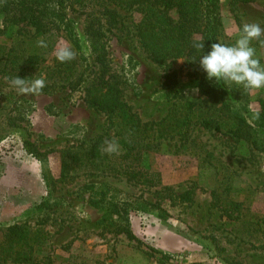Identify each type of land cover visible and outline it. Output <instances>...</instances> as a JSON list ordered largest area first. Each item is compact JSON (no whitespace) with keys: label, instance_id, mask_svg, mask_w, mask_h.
Listing matches in <instances>:
<instances>
[{"label":"rangeland","instance_id":"374dc122","mask_svg":"<svg viewBox=\"0 0 264 264\" xmlns=\"http://www.w3.org/2000/svg\"><path fill=\"white\" fill-rule=\"evenodd\" d=\"M228 1L221 0L223 43H233L239 32L234 16L241 25L259 23L264 29V0L239 3L234 11H229ZM75 8L67 14L77 23L87 54L81 32L84 14L80 6ZM118 13L108 34V58L114 72L122 69L126 55L137 61L130 72L133 83L122 84L123 99L132 110L143 120H159L172 105L173 94L198 96L188 57L173 59L167 68L158 66L133 33L135 17L122 9ZM32 33V28H25L18 38L39 50L36 42L41 38ZM262 41L264 35L251 46L264 65ZM46 43L53 45L46 53L47 65L58 45L70 46L59 34ZM44 75L42 71L39 76ZM69 92L57 85L44 88L39 95L19 94L0 74L2 243L7 227L21 224L42 244L36 247L37 253L50 252L52 264H228L227 258L235 264H264V233L249 225L264 215V151L251 155L247 144L227 134L200 130L194 133L195 148L181 149L179 140H163L145 156L151 168L160 172V186L134 184L95 170L83 158V148L99 138L103 149L112 145L120 150V136L106 114L85 104L82 92ZM250 97V107H258V101H264V89H250ZM24 140L33 142L43 155L28 154ZM71 146L77 158L72 157L71 169L64 176L59 151ZM163 186L175 192L190 189L192 199L170 202L164 197L147 207L145 201L157 203L155 191ZM214 192L223 201L240 202L239 212L232 217L224 213ZM122 196L121 201L127 199V223L134 239L109 227L114 220L126 222L112 212ZM16 258L6 252L1 264H22Z\"/></svg>","mask_w":264,"mask_h":264},{"label":"trees","instance_id":"16d2710c","mask_svg":"<svg viewBox=\"0 0 264 264\" xmlns=\"http://www.w3.org/2000/svg\"><path fill=\"white\" fill-rule=\"evenodd\" d=\"M250 1L229 0L228 9L234 11L237 4ZM76 5L84 14L81 32L87 43V54L77 23L67 14L69 9H76ZM221 6V0H0V74L10 81L16 76L30 81L40 77L43 71L45 88L63 85L69 93L82 92L85 104L106 114L115 127V134L120 136V150L108 152L99 138L83 148V158L99 172L122 176L134 184L160 186V172L152 169L145 159L157 150L160 141L179 140V148L188 149L189 145L195 148L197 136L194 133L201 130L227 134L236 142L247 144L251 155L252 151H264V101L260 99L259 106L251 108L250 89L209 81L198 66L201 53L193 47L195 42L203 41L204 51L211 43H223ZM119 9L130 11L135 17L133 33L151 61L167 68L173 59L188 57L193 66L198 96L187 98L181 93L173 94L172 105L159 120H143L123 99L122 84L133 83L130 72L137 61L126 55L120 71L114 72L110 67L107 39L117 22ZM234 17L240 30L242 25ZM25 28H32V36L44 41L61 35L70 43L75 58L60 63L53 56L51 64L47 65L46 53L53 45L47 43V50L31 48L24 38H18ZM24 144L28 154L43 155L33 142L24 140ZM198 148H202L201 145ZM59 154L65 176L71 169L72 157L77 158V154L72 146L61 149ZM155 192L157 203L145 201L147 207H154L159 198L164 197L170 202L192 199L190 189L175 192L171 186H163ZM213 194L224 213L232 217L234 212H239L240 202L223 201L219 194ZM120 198L121 201L124 197ZM126 202L127 199L112 206V212L126 218V222L114 220L109 227L113 232L134 239L127 223ZM257 219L261 222H249V225H256L264 233V215ZM7 232L6 242L0 241V264L6 252L17 255L18 263L52 264L50 252L37 253L36 247L42 244L26 226L12 224ZM225 260L228 264L236 263L233 258Z\"/></svg>","mask_w":264,"mask_h":264},{"label":"clouds","instance_id":"9594fccd","mask_svg":"<svg viewBox=\"0 0 264 264\" xmlns=\"http://www.w3.org/2000/svg\"><path fill=\"white\" fill-rule=\"evenodd\" d=\"M262 35L264 29L259 23H246L242 25L231 44L211 43L209 49L204 51L203 41L195 42L193 47L201 53L198 59L199 69L207 80L216 84H235L245 89H264V65L251 46V42L259 40ZM36 44L40 48H47L44 40H38ZM54 56L60 63H65L75 58V52L71 46L64 43L54 49ZM11 84L19 94L39 95L46 86V77L40 76L29 81L16 76L11 80ZM106 150L114 152L116 148L109 145Z\"/></svg>","mask_w":264,"mask_h":264},{"label":"crops","instance_id":"0c3cea01","mask_svg":"<svg viewBox=\"0 0 264 264\" xmlns=\"http://www.w3.org/2000/svg\"><path fill=\"white\" fill-rule=\"evenodd\" d=\"M17 168H18V167H17ZM17 168H16V169H17ZM0 199H1V198H0ZM1 200H2V199H1ZM1 200H0V208H1L2 203H3ZM3 206H4V208H7V207H6V202H5V205H3ZM16 206H17V205H16ZM17 211H18V210H17ZM17 213H18V212H17Z\"/></svg>","mask_w":264,"mask_h":264}]
</instances>
